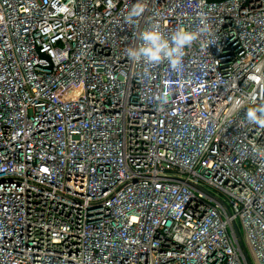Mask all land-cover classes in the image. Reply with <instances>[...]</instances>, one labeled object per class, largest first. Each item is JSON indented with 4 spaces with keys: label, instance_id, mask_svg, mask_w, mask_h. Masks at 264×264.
Here are the masks:
<instances>
[{
    "label": "built area",
    "instance_id": "built-area-1",
    "mask_svg": "<svg viewBox=\"0 0 264 264\" xmlns=\"http://www.w3.org/2000/svg\"><path fill=\"white\" fill-rule=\"evenodd\" d=\"M260 105L264 0H0V264H264Z\"/></svg>",
    "mask_w": 264,
    "mask_h": 264
},
{
    "label": "clouds",
    "instance_id": "clouds-1",
    "mask_svg": "<svg viewBox=\"0 0 264 264\" xmlns=\"http://www.w3.org/2000/svg\"><path fill=\"white\" fill-rule=\"evenodd\" d=\"M143 11L142 7H133L126 21L129 24L135 23V19L141 16ZM197 39L198 33L188 30H177L168 37L158 24H152L139 33L140 43L128 48L126 55L136 63L146 65L167 63L175 70L182 66L185 49L191 47ZM246 119L249 124L264 129V105L248 109ZM255 152L258 158L264 159V147L256 148Z\"/></svg>",
    "mask_w": 264,
    "mask_h": 264
}]
</instances>
